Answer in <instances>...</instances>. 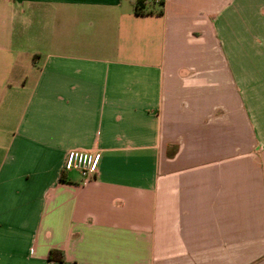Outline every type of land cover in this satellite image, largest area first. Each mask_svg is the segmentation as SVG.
<instances>
[{
  "label": "crops",
  "instance_id": "1",
  "mask_svg": "<svg viewBox=\"0 0 264 264\" xmlns=\"http://www.w3.org/2000/svg\"><path fill=\"white\" fill-rule=\"evenodd\" d=\"M134 1L0 0V264H264V0Z\"/></svg>",
  "mask_w": 264,
  "mask_h": 264
},
{
  "label": "rangeland",
  "instance_id": "2",
  "mask_svg": "<svg viewBox=\"0 0 264 264\" xmlns=\"http://www.w3.org/2000/svg\"><path fill=\"white\" fill-rule=\"evenodd\" d=\"M8 73L6 70V65L4 62L0 64V129L10 130L15 126L19 111L22 106V101L15 102L13 104L10 101H7V96L14 93L17 90L15 86L18 81V76H12L10 78V83L8 85L3 84L2 78ZM15 72V71H14ZM14 74V73H13ZM34 77V73L30 74V78ZM4 81V80H3ZM8 134H0V143L5 142Z\"/></svg>",
  "mask_w": 264,
  "mask_h": 264
},
{
  "label": "built area",
  "instance_id": "3",
  "mask_svg": "<svg viewBox=\"0 0 264 264\" xmlns=\"http://www.w3.org/2000/svg\"><path fill=\"white\" fill-rule=\"evenodd\" d=\"M101 157L100 151L70 149L66 154L64 168L65 170H78L84 180L87 181L98 172Z\"/></svg>",
  "mask_w": 264,
  "mask_h": 264
},
{
  "label": "trees",
  "instance_id": "4",
  "mask_svg": "<svg viewBox=\"0 0 264 264\" xmlns=\"http://www.w3.org/2000/svg\"><path fill=\"white\" fill-rule=\"evenodd\" d=\"M156 4L158 8H156ZM165 0H135L134 11L136 14H151V13H164ZM48 258L56 261H64L66 259V253L62 249L53 248L50 250Z\"/></svg>",
  "mask_w": 264,
  "mask_h": 264
}]
</instances>
